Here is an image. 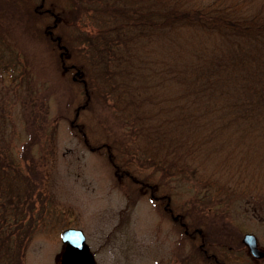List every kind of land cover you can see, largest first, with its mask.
Masks as SVG:
<instances>
[{
	"label": "trees",
	"instance_id": "1",
	"mask_svg": "<svg viewBox=\"0 0 264 264\" xmlns=\"http://www.w3.org/2000/svg\"><path fill=\"white\" fill-rule=\"evenodd\" d=\"M5 3L0 65L5 53V69L20 66L8 39L15 19L36 31L78 84L73 129L81 131L80 110L100 103L134 138L144 166L162 177L193 180L207 207L244 199L264 217V0ZM81 140L93 148L84 133ZM98 147L116 174L133 181L120 150ZM32 168L0 153V264H25L44 217L43 176ZM136 183L151 200H164L181 233L172 259L162 264H264L245 254L241 240L205 233L203 216L178 211L164 188L145 184L146 178Z\"/></svg>",
	"mask_w": 264,
	"mask_h": 264
},
{
	"label": "rangeland",
	"instance_id": "2",
	"mask_svg": "<svg viewBox=\"0 0 264 264\" xmlns=\"http://www.w3.org/2000/svg\"><path fill=\"white\" fill-rule=\"evenodd\" d=\"M5 1L0 0V48L5 45ZM11 30L8 39L20 66L5 69L4 53L0 65V153L7 151L42 174L45 207L28 244L25 264H59L64 247L60 232L67 227L84 232L95 264L169 262L181 233L163 210L164 200H151L145 187L139 190L136 182L140 178L170 193V202L178 211L188 209L195 219L203 216L199 225L203 223L205 233L230 242L251 232L264 250L261 212L259 216L251 212L244 199L207 207L197 197L200 187L193 180L162 177L160 171L144 166L135 154L134 138L109 108L98 103L93 110H80L77 123L81 131L73 129L70 119L77 109L79 87L69 81L68 71L59 68L58 51L36 31L26 29L24 22L15 19ZM82 133L93 148L83 143ZM102 143L120 150L119 158L129 164L135 182L115 173L103 147L95 148ZM244 252L249 255L247 249ZM254 260L264 262V257Z\"/></svg>",
	"mask_w": 264,
	"mask_h": 264
},
{
	"label": "water",
	"instance_id": "3",
	"mask_svg": "<svg viewBox=\"0 0 264 264\" xmlns=\"http://www.w3.org/2000/svg\"><path fill=\"white\" fill-rule=\"evenodd\" d=\"M60 240L64 244L59 264H95L94 254L90 250L84 232L80 228L67 227L60 232ZM241 241L249 254L255 258L264 257V250L258 246L257 237L245 232Z\"/></svg>",
	"mask_w": 264,
	"mask_h": 264
}]
</instances>
